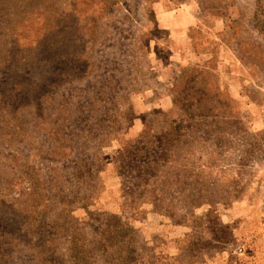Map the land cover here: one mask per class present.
Returning a JSON list of instances; mask_svg holds the SVG:
<instances>
[{"label": "rangeland", "instance_id": "1", "mask_svg": "<svg viewBox=\"0 0 264 264\" xmlns=\"http://www.w3.org/2000/svg\"><path fill=\"white\" fill-rule=\"evenodd\" d=\"M39 3L57 20L64 68L53 76L40 68L41 92L23 99L40 97L43 112L38 127L30 111L17 116L22 131L12 155L0 158V178L13 189L0 198H18L25 171L40 172L50 187L61 180L71 204L59 212L61 196L49 187L50 214L78 233L73 252L66 234L59 239L60 264H264V0ZM198 67L193 92L205 96L196 108L207 113L204 136L160 168L162 177L182 178L171 180L170 208H156L148 193H126L136 179L120 155L144 134L151 141L186 119V90L194 86L182 72ZM16 228L10 221L20 246L0 264H39L44 233L33 246Z\"/></svg>", "mask_w": 264, "mask_h": 264}, {"label": "trees", "instance_id": "2", "mask_svg": "<svg viewBox=\"0 0 264 264\" xmlns=\"http://www.w3.org/2000/svg\"><path fill=\"white\" fill-rule=\"evenodd\" d=\"M39 2L40 0H0V158L2 159L12 155L6 153L13 146L15 133L19 131L20 134L22 131L23 122L20 123L17 117L20 113L26 114L30 111L33 121L37 122L36 126L38 127L40 124L37 120L43 112V103L40 97L25 104L23 102L30 92L34 91L37 94L41 92L42 79L41 74L38 73L39 69L47 67L45 74L53 76L61 68H64L58 60L61 57L57 54L58 45L53 38L57 20L54 19L53 14L47 13L49 11L43 10ZM45 36L47 40H43ZM44 47L47 49L49 57L45 60L42 58ZM200 71L201 68L198 67L182 72V80H185L186 86H194L186 90L190 93L185 98L186 103L183 107L186 119L178 123L167 124L166 131L161 132L156 139L151 141L145 142L144 134L134 146L126 148L120 155V161L123 162L126 158L127 168L132 166L130 176L136 179L133 180L131 188L128 191L126 189V193L130 197L135 195L143 197L145 193H148L154 207L170 208L169 205H166L169 199L168 191L171 189L169 185L174 183L171 180L175 181L179 177L181 180L182 177L175 173L173 175L166 173L162 177L164 170L161 171L160 168L172 164V161L179 158L184 146L198 143L204 136L202 135L204 127L200 122L201 117L207 113L200 112L196 108L203 103L205 96L200 91L193 92L195 85L200 82L198 76ZM19 102L22 105L17 107ZM203 110L209 113L213 112L208 108ZM20 116L23 119V116ZM209 128L210 137L216 139L220 136L221 131L216 126ZM183 142L185 143L183 144ZM154 149L155 151H153ZM140 162L142 167H138ZM56 172L55 170L54 174ZM20 176V182L24 188L19 189L18 198L7 197V195L4 196V199L0 198V258H4L12 248L20 246L17 241L13 245L15 239H12L13 237L8 233L10 221L14 220L18 234L21 233L24 237L31 238L28 244L35 246V243L42 239L40 242H42L41 248L44 257L39 259V264H60L63 258L58 251L60 249L59 239L66 234V240L69 241L68 250L73 252L77 248V245L74 244L76 238L73 236L76 234L75 232L78 233L76 229L75 231L69 229L67 223L58 218L59 212L62 213L66 210V204H71L68 199L63 198L64 187L61 185V180L56 183L54 178L52 187H50L49 181L45 182L44 177L40 176V172L25 171ZM76 178L83 181L85 177ZM165 180L166 186L160 182ZM5 182L0 178V196L5 192L11 193V189H13L12 184H5ZM49 187L56 195L61 196L58 203L61 210L58 215L55 214L53 219L50 214L51 200L47 195ZM7 198H10L13 203L11 204ZM42 233L45 237L41 238L40 234ZM34 236H39L41 239L34 241ZM120 250L125 256L122 260L127 262L131 260L132 248L128 243H124ZM72 264H78L77 260H74Z\"/></svg>", "mask_w": 264, "mask_h": 264}]
</instances>
